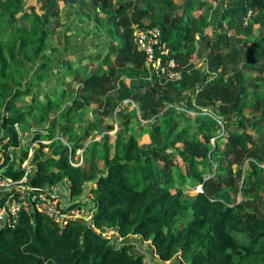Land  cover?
I'll use <instances>...</instances> for the list:
<instances>
[{"label": "trees", "instance_id": "1", "mask_svg": "<svg viewBox=\"0 0 264 264\" xmlns=\"http://www.w3.org/2000/svg\"><path fill=\"white\" fill-rule=\"evenodd\" d=\"M97 1L121 29L120 43L112 46L101 64H109L107 70L84 78L79 88L81 102L75 100L73 107L99 103L110 119L109 130L113 131L116 124L122 128L115 136L107 131L86 146L89 131L79 133L73 110L63 112L61 124L53 122L47 135L34 137L39 146L29 177L30 184L40 188L60 185L67 179L75 205L82 204L78 198L86 185L95 183L91 189L93 222L78 219L60 227L39 212H23L15 228L0 230V264H152L144 254L134 252L131 241H150L151 252L161 262L177 259L179 264H264V197L260 190L264 185V139L256 140L248 133L249 128L264 130V100L259 99V89L264 86V36L255 39L245 59L234 45L225 54L221 49L230 40V31L253 37V17L258 13L264 17V0H224L230 2L221 12L228 30L218 36L214 47L217 52L213 56L211 50L210 57L217 67L227 62L232 65L226 75L208 74L191 64L187 56L188 48H195L197 35L211 23V19L195 15L203 6L200 0L187 2L182 14H153L149 25L142 22L143 18L167 0ZM53 2L47 0L43 6H52ZM23 5L24 0H0V131L10 137L5 149L19 146L16 123L25 130L30 120L46 122L60 105L52 96H33L34 83L25 84L31 64H35V77L42 80L43 72L53 62L49 56L46 60L51 42L44 16L31 7L29 25H13ZM250 14L253 22L244 26ZM136 25L161 30V43L169 49L164 63L175 59V70L181 72L179 80L165 82L151 72L146 54L134 42ZM122 75L143 78L145 83L136 91ZM113 89L118 90L117 97L108 94ZM29 95L32 105L25 110L18 102ZM66 95L65 90L62 97ZM124 102L128 106L138 103L144 118H163L151 124V142L145 146L136 134L127 135L129 126L140 121L136 109L127 113L121 107ZM177 103L191 108L198 104L201 111H207L200 112V136H189L188 128L171 136L177 119L185 114ZM56 136L67 137L68 143ZM43 140H51L48 152ZM80 149H85L83 163L73 165L71 157ZM12 152L16 154L17 148ZM19 152L21 158L12 161L6 152L3 165V173L15 180L25 175L19 164L28 157L29 149L23 147ZM176 178L194 187L201 185L202 190L192 196L181 188L173 191ZM239 194L242 200L236 201L233 196ZM4 199L0 198V205ZM188 211L193 212V219L179 226L180 217ZM92 224L99 229H114L129 243L122 240L117 244ZM130 235L135 237L129 239Z\"/></svg>", "mask_w": 264, "mask_h": 264}, {"label": "rangeland", "instance_id": "2", "mask_svg": "<svg viewBox=\"0 0 264 264\" xmlns=\"http://www.w3.org/2000/svg\"><path fill=\"white\" fill-rule=\"evenodd\" d=\"M47 0H24V5L21 7L19 13L15 15L13 20L14 26H28V18L31 7H34L36 11L44 16L48 30L50 32L51 49L46 53V60L50 57L53 65L43 72L44 78L42 80L35 77V64H31V72L28 78L25 79V84L33 87V96L39 98H48L52 96L54 99H58L60 105L49 115V119L43 123H34L32 120L29 122V128L23 130L24 138V150L31 148L32 142H35L34 137L42 133L47 135L52 128L53 122L61 124L63 122V112L73 110L71 114L76 119L75 128L81 134L85 131H89L90 136L86 138V146L90 145L93 138L94 140L100 139L107 131L115 136L122 128L120 125H115L113 131H110L108 125L110 119L106 117L102 110L103 107L99 103L93 102L91 105L80 106V109L74 108V101L81 102V94L79 88L82 86L84 78L92 73L107 70L109 64H102L105 57L111 53L112 46H118L121 38V29L113 24L109 18V15L101 8V5L97 0H54L52 6H43ZM192 0H167L162 2L160 6L154 10L149 11L142 22L145 25L151 23L153 14H162L164 12H171L174 15L182 14L185 9V4ZM203 3L202 7H199L195 15L198 18L206 17L211 23L205 31L200 32L197 35L195 48L187 51V56L194 66L202 68L208 74L213 75H226L232 70V65L228 62L221 67H217L213 58L210 57V51H213V56L217 52V48L214 49L218 36L225 33L228 30L226 21L221 15V12L226 8L230 2L224 0H200ZM117 4V1L115 0ZM115 4V5H116ZM115 6L112 8V11ZM251 14L246 18L244 26L249 22H253ZM254 23V34L251 39L244 37L243 34L236 35L233 31L230 33V40H227L221 45L222 53L225 54L231 49V45H234L240 52L242 58H247L249 48L253 46L255 39L264 36L263 25L264 17L262 13L256 14ZM165 44V43H164ZM53 48V51H52ZM225 52V53H224ZM227 58V57H225ZM114 57L109 59L108 63H111ZM228 60V59H227ZM121 78L133 89L139 90L141 84L145 83V79H130L122 75ZM163 85V84H162ZM25 86V85H24ZM67 91V95L62 97L63 91ZM110 96L117 97L119 92L117 89H113L108 93ZM32 95L26 96L19 100V105L25 110L29 109L32 105ZM251 98L256 100V95L251 92ZM104 99V98H103ZM259 99L264 100V86L259 89ZM126 102V101H125ZM125 102L121 105L122 108H126V112L129 113L133 109L137 110V118L140 123L135 121L129 126L130 131L127 135L134 133L137 135L139 143L145 146L151 141L149 134V128L151 124L162 122L163 118H144L138 103L133 105H127ZM177 107L185 109L184 116L177 119L174 128L171 131V136H174L184 128L190 129L189 136L192 134H198L200 136L201 131L199 125L201 124L202 117L200 112H207L202 110L198 104H195L192 108L183 105V103H177ZM249 114L251 110L246 109ZM264 125V121L262 123ZM135 129H131V128ZM248 133L256 140L264 139L263 131H253L252 128L248 129ZM57 139L62 140L64 143H68L67 137L56 136ZM98 139V140H99ZM44 141V142H43ZM46 144L45 152L50 149L51 140H43ZM216 142V140H213ZM224 140L220 141L223 146ZM179 144V143H178ZM84 151L85 149H80ZM114 153V148L111 150ZM15 158H21V155L14 154ZM85 157V156H84ZM182 172H185V165L181 158ZM100 167L102 163L99 159ZM264 166V165H263ZM67 179L65 180V182ZM264 182V175H263ZM183 189L186 194L192 196L200 190L194 187L193 184L178 182L177 178L174 182L173 191ZM261 194L264 197V185L260 189ZM236 201L242 200V195L233 196ZM193 219V212L188 211L183 217H180L178 225L183 226L189 223ZM108 231V229H102ZM111 230V229H110ZM135 250L137 254H144L146 261L152 264H179L177 259L168 262L158 261L157 257L151 252V242L146 241L144 243L134 241ZM186 264V263H184Z\"/></svg>", "mask_w": 264, "mask_h": 264}, {"label": "built area", "instance_id": "3", "mask_svg": "<svg viewBox=\"0 0 264 264\" xmlns=\"http://www.w3.org/2000/svg\"><path fill=\"white\" fill-rule=\"evenodd\" d=\"M134 42L137 49L146 54L147 66L153 74H157L160 79L164 78L165 82L175 81L181 78V72L175 70L177 66L175 59H169L164 63V57L168 55L169 49L165 44L161 43V30L159 28L134 26ZM15 128L18 131L20 139L18 147L8 146L5 149L4 144L10 140V137L3 130L0 131V198H4L5 196L3 204L0 205V230L4 228H15L19 222L21 213H31L32 211L47 216L60 227H66L70 222L78 219L93 222L95 213L93 204H87L82 201L81 205H75L69 195V181L63 183L65 186L63 184L54 185L49 187V190H46L45 187H34L30 184L29 177L35 169L33 160L35 148L39 146L38 141L32 144L28 157L19 164L25 169L23 178L15 180L3 173L5 171L3 165L6 163V152H8L12 161L16 159L12 155V150L17 148L18 154H21L19 150L23 148L24 134L21 130V125L16 123ZM71 163L73 165L83 163L82 150H79L71 157ZM9 164L10 162L6 166ZM197 188L200 191L202 190L201 185L197 186ZM61 191L64 192V195H60ZM92 226L97 232H101L105 237L112 238L117 244L124 240L112 228H105L108 231L104 232V230L95 227L94 224Z\"/></svg>", "mask_w": 264, "mask_h": 264}, {"label": "crops", "instance_id": "4", "mask_svg": "<svg viewBox=\"0 0 264 264\" xmlns=\"http://www.w3.org/2000/svg\"><path fill=\"white\" fill-rule=\"evenodd\" d=\"M230 33H231V31H230ZM230 33H229V35H230ZM22 130V129H21ZM23 132V131H22ZM23 134H24V132H23ZM99 139V138H98ZM97 139V140H98ZM26 142V139L24 138V141H23V143H22V147H25L24 146V143ZM151 142V141H150ZM149 142V143H150ZM31 146H32V144H31ZM64 185V184H63ZM65 186V185H64ZM63 186V187H64ZM95 186V183H93V182H91V183H88L87 185H86V191L84 192V194L80 197V198H78L80 201H83L84 203H87V204H93V193H91V189L93 188ZM135 236H133V235H130L129 236V239H132V238H134ZM123 241H125L126 243H129V242H127V240H126V238L123 240ZM130 243H133L134 244V241H131Z\"/></svg>", "mask_w": 264, "mask_h": 264}, {"label": "water", "instance_id": "5", "mask_svg": "<svg viewBox=\"0 0 264 264\" xmlns=\"http://www.w3.org/2000/svg\"><path fill=\"white\" fill-rule=\"evenodd\" d=\"M45 189H46V190H49V187L45 186ZM60 195H64V192L61 191V192H60Z\"/></svg>", "mask_w": 264, "mask_h": 264}, {"label": "clouds", "instance_id": "6", "mask_svg": "<svg viewBox=\"0 0 264 264\" xmlns=\"http://www.w3.org/2000/svg\"><path fill=\"white\" fill-rule=\"evenodd\" d=\"M249 16H250V15H249ZM249 16H248V17H249ZM18 124H19V123H18Z\"/></svg>", "mask_w": 264, "mask_h": 264}]
</instances>
